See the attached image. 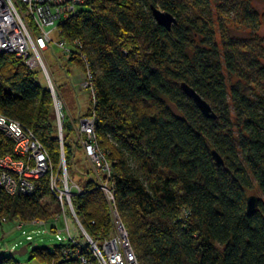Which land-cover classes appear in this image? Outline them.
<instances>
[{
  "label": "trees",
  "instance_id": "trees-1",
  "mask_svg": "<svg viewBox=\"0 0 264 264\" xmlns=\"http://www.w3.org/2000/svg\"><path fill=\"white\" fill-rule=\"evenodd\" d=\"M155 6L177 23L166 28L157 22ZM236 7L249 37L228 26L226 12ZM263 20L251 0H95L60 25L61 37L80 38L90 60L96 134L141 264H264ZM68 60L84 71L79 57ZM183 83L210 102L216 118L200 111ZM0 113L33 130L58 172L63 151L53 96L36 71L8 53H0ZM63 128L69 168L74 128L70 121ZM13 148L0 132V156ZM49 177L40 178L31 195L0 188V227L50 220L58 205L51 196L57 210L50 212L44 202ZM97 184L89 180L74 203L90 233L108 234L111 207ZM255 186L261 200L250 213L248 192ZM60 248L32 254L48 264H77L63 259ZM0 264L21 262L7 254Z\"/></svg>",
  "mask_w": 264,
  "mask_h": 264
},
{
  "label": "built area",
  "instance_id": "built-area-1",
  "mask_svg": "<svg viewBox=\"0 0 264 264\" xmlns=\"http://www.w3.org/2000/svg\"><path fill=\"white\" fill-rule=\"evenodd\" d=\"M95 0H0V53L12 54L14 58L26 63L31 71L45 73L49 90L53 96L55 117L58 123L59 140L62 142L61 166L54 172L50 153L34 134L33 130L17 119L0 113V132L14 143L12 154L0 156V188L11 195H31L38 189L39 179L50 174V195L54 197L58 211L50 220L34 218L17 222V228L34 226L54 232L61 246L63 259L77 264H141L128 228L116 204L115 184L105 150L100 148L96 134L97 93L94 72L80 38L71 42L62 39L57 46L65 51L68 59L79 57L84 61L85 73L82 89L91 93L90 114L81 113L77 119L66 117V102L57 84L53 83L48 64L43 53L54 42V30L62 33L61 24L76 16L78 9ZM71 44L72 47L68 45ZM70 121L76 135V142L83 148L91 161L94 179L105 194L111 207L112 229L108 234H92L78 215L74 198L85 192V187L73 183L67 172L64 151V122ZM69 216L75 219L81 230L73 234L70 230ZM65 232V234H64ZM32 240L29 235L28 240ZM51 264H56L54 261Z\"/></svg>",
  "mask_w": 264,
  "mask_h": 264
},
{
  "label": "rangeland",
  "instance_id": "rangeland-1",
  "mask_svg": "<svg viewBox=\"0 0 264 264\" xmlns=\"http://www.w3.org/2000/svg\"><path fill=\"white\" fill-rule=\"evenodd\" d=\"M254 7H256L261 14H264V0H251ZM215 14L217 13V8L213 7ZM240 8L228 9L226 12V17H228V26L234 32L242 37H249L251 30L246 28L240 23ZM218 31V30H217ZM218 38H220V32L218 31ZM51 37L54 42L49 45L43 53V57L48 64V70L51 74V78L54 84H57L60 94L64 97L66 102V117L74 120L77 119L81 113H86L90 108L91 93L88 89L81 88L80 80L84 76L85 71L81 69L79 65L73 62H69L67 54L61 48H59L56 42L61 41L63 38L58 31L54 30ZM258 39L261 40L264 46V20L262 21L259 31ZM70 47L71 44L68 43ZM264 52V51H263ZM261 61L264 64V54L261 57ZM38 73V82L44 87H48V81L45 73L40 70H36ZM235 80L236 78L233 77ZM55 117V116H54ZM66 122H64L65 124ZM56 129H58L57 118L55 117ZM64 127V125H63ZM73 128V127H72ZM59 133V132H58ZM68 134V131H66ZM69 141L73 145L75 151V157L71 161V166H67V172L73 183L80 185L82 188L87 186L89 180L94 179L95 172H93V167L91 161L85 152V150L78 146L76 142L75 132L70 133L68 136ZM258 195L261 196L259 188L253 187V190L248 192V195ZM44 202L50 205V212L56 211V203L51 195L47 196ZM70 230L73 234H80L78 224L75 219L69 216ZM15 222H6L0 227V255L13 254L21 264H48L44 259L39 257H33L32 250L35 248H49L52 251L56 244H59L54 232H50L43 227H24L19 229L16 227ZM65 234V232H64ZM29 235L32 236V240H28ZM23 246L28 247V252L25 254H16L15 251Z\"/></svg>",
  "mask_w": 264,
  "mask_h": 264
},
{
  "label": "water",
  "instance_id": "water-1",
  "mask_svg": "<svg viewBox=\"0 0 264 264\" xmlns=\"http://www.w3.org/2000/svg\"><path fill=\"white\" fill-rule=\"evenodd\" d=\"M154 18L157 22L163 25L166 28H171L173 24L177 23L176 18L168 11H162L158 7H152ZM182 88L186 92L189 98L195 100L196 104L198 105L200 111L208 117L216 118V113L212 109V105L207 99H203V97L197 92L196 89L189 87L186 83L182 84ZM214 156H216L217 161L223 163V158L219 155L216 151L213 152ZM247 201V210L250 213H254L255 209L258 206L259 201L261 200L260 196L258 195H251L249 196ZM28 252V247L23 246L20 249L16 250V254H25Z\"/></svg>",
  "mask_w": 264,
  "mask_h": 264
}]
</instances>
